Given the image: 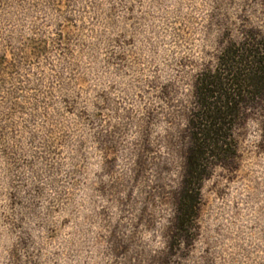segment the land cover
<instances>
[{"label":"rangeland","instance_id":"1","mask_svg":"<svg viewBox=\"0 0 264 264\" xmlns=\"http://www.w3.org/2000/svg\"><path fill=\"white\" fill-rule=\"evenodd\" d=\"M262 40L264 0H0V264H264L262 94L178 226L196 77Z\"/></svg>","mask_w":264,"mask_h":264},{"label":"trees","instance_id":"2","mask_svg":"<svg viewBox=\"0 0 264 264\" xmlns=\"http://www.w3.org/2000/svg\"><path fill=\"white\" fill-rule=\"evenodd\" d=\"M194 87L192 140L186 156L178 226L190 216L187 202L192 201V193L198 189L205 162L227 151L242 97L264 95V40L232 42L224 47L217 65L198 74Z\"/></svg>","mask_w":264,"mask_h":264}]
</instances>
